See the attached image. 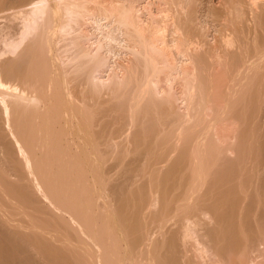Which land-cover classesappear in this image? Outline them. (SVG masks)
<instances>
[{"label": "bare ground", "instance_id": "1", "mask_svg": "<svg viewBox=\"0 0 264 264\" xmlns=\"http://www.w3.org/2000/svg\"><path fill=\"white\" fill-rule=\"evenodd\" d=\"M0 207V264H264V0H0Z\"/></svg>", "mask_w": 264, "mask_h": 264}, {"label": "rangeland", "instance_id": "2", "mask_svg": "<svg viewBox=\"0 0 264 264\" xmlns=\"http://www.w3.org/2000/svg\"><path fill=\"white\" fill-rule=\"evenodd\" d=\"M13 178H14V177H13ZM15 178H16V177H15ZM12 181L15 183V181L18 182V179H17V180H16V179H15V180L12 179ZM14 183H13V184H14ZM13 184H12V185L10 184V185H11L10 188H12ZM10 188H9V189H10ZM15 198H17V197H15ZM12 199H13V198H12ZM45 203H46V201H45ZM46 204H47V205H45V204L43 203V207L48 206V203H46ZM48 207H49V206H48ZM45 208H47V207H45ZM45 208H44V209H45ZM0 209H1V207H0ZM3 210H4V207L1 209V211H3ZM2 219H3V218H2ZM14 222H15V221L12 222V223H13L12 225H13V227H16L17 224H16V222H15V223H14ZM7 223H8V222H7ZM10 223H11V222H10ZM15 224H16V225H15ZM18 225H19V224H18ZM22 225H23V224H22ZM24 226H25V225H24ZM27 226H29V225H27ZM13 227H12V229H13ZM25 227H26V226H25ZM14 229H15V230H16V229L19 230L20 228L17 226V227L14 228ZM23 229H24V228H23ZM30 229H31V227H27V230H30ZM33 249H35V248H33ZM35 251H36V249H35ZM42 261H43V260H42ZM43 262H44V261H43Z\"/></svg>", "mask_w": 264, "mask_h": 264}]
</instances>
